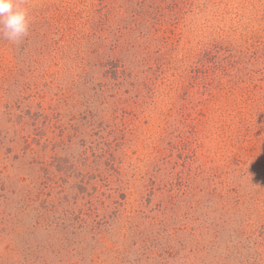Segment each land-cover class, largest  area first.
I'll return each mask as SVG.
<instances>
[{
    "label": "rangeland",
    "instance_id": "1",
    "mask_svg": "<svg viewBox=\"0 0 264 264\" xmlns=\"http://www.w3.org/2000/svg\"><path fill=\"white\" fill-rule=\"evenodd\" d=\"M164 1L133 26L124 0H18L28 34L0 32V264H264L263 152L215 113L233 76L264 99V5Z\"/></svg>",
    "mask_w": 264,
    "mask_h": 264
},
{
    "label": "trees",
    "instance_id": "2",
    "mask_svg": "<svg viewBox=\"0 0 264 264\" xmlns=\"http://www.w3.org/2000/svg\"><path fill=\"white\" fill-rule=\"evenodd\" d=\"M125 5H133L134 10L128 11L126 10L124 14H120L121 17L125 15L130 21H132L133 26H137L138 24H142V22H149L155 16V14H159L160 20L162 21L163 12L167 8L165 7L164 0H124ZM262 5H264V0H262ZM99 18L100 23L105 25L111 21L115 15H118L115 10L110 9L106 5L101 2L100 4ZM73 10V9H72ZM74 13V11H72ZM74 16H78V14H74ZM71 20L68 18V21ZM67 21V22H68ZM60 27V30L68 36L72 42L79 43L80 40L76 35L77 29L73 26H69L68 24ZM132 26V27H133ZM258 35L256 42L264 41V29H260L256 35ZM58 44V43H55ZM25 50V47L23 48ZM27 52V51H26ZM28 53V52H27ZM8 61L6 60V51L5 49H0V72L5 71L8 68ZM239 80L243 81L239 76L230 77L229 81L226 83H219L215 88L218 92H220V98L224 100V106H220V108L215 111V113L219 114L220 117L224 120H228L230 122L229 129L233 128L236 130L235 124H241L242 127L237 128V130H243L244 124L246 126L245 131L254 130L252 140L258 145L259 149L262 150V160L259 161V164L256 165L255 175L259 176V178L264 179V135L261 132V128L259 124H254L253 120L258 118H264V99H257L252 96V92L247 90V88L242 87L240 84L242 83H232L238 82ZM249 82V81H248ZM262 112L261 115L257 118V114ZM250 119V120H249ZM262 127V126H261ZM250 132V131H249ZM238 133V132H237ZM260 133V134H259ZM239 134V133H238ZM250 133H246L243 137L247 138Z\"/></svg>",
    "mask_w": 264,
    "mask_h": 264
},
{
    "label": "clouds",
    "instance_id": "3",
    "mask_svg": "<svg viewBox=\"0 0 264 264\" xmlns=\"http://www.w3.org/2000/svg\"><path fill=\"white\" fill-rule=\"evenodd\" d=\"M29 23L28 11L18 0H0V32L5 39L20 41L28 34Z\"/></svg>",
    "mask_w": 264,
    "mask_h": 264
}]
</instances>
